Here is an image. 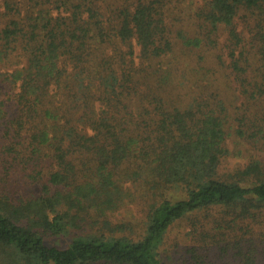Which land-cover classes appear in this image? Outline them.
Segmentation results:
<instances>
[{
	"label": "trees",
	"instance_id": "trees-1",
	"mask_svg": "<svg viewBox=\"0 0 264 264\" xmlns=\"http://www.w3.org/2000/svg\"><path fill=\"white\" fill-rule=\"evenodd\" d=\"M170 2L0 0V264H166L199 211L198 264H264V0Z\"/></svg>",
	"mask_w": 264,
	"mask_h": 264
},
{
	"label": "rangeland",
	"instance_id": "rangeland-1",
	"mask_svg": "<svg viewBox=\"0 0 264 264\" xmlns=\"http://www.w3.org/2000/svg\"><path fill=\"white\" fill-rule=\"evenodd\" d=\"M169 1H171L169 5L170 8H172L171 9L172 14H178L180 17L181 20L179 22L180 24L184 19L188 21L190 14H192L191 11L193 10V8H195L197 5L203 2V0H169ZM182 17H184V19ZM225 38H226L225 33H222L217 37L216 44L214 45L213 48H211L212 56L213 53L224 50L222 45ZM133 50L134 53L138 52V48L135 45L133 46ZM13 94L14 91H9L6 87L0 85V100L3 101V107L7 112V117L13 116L15 112V106L12 101ZM232 101L233 104H237L239 100L233 99ZM0 129H1V125H0ZM259 158L264 163V151L259 153ZM236 162L237 163L243 162V159L240 157L230 156L221 164V169L223 171L224 169H228V168L232 169V167ZM35 188L36 187H34L33 190L36 191ZM29 190L33 191L32 189L26 187L24 188V190L23 189L18 190L17 194L19 192H28ZM143 209H144L143 203L139 199L135 198L134 201L132 202L129 201L125 202L121 206V208H119L117 211L108 213V219L112 221L125 222L127 225L125 232L128 235H130L132 238H136L137 237L136 235H138V233L140 232L144 221ZM213 214H214L213 211H199L196 212L195 215L186 216L184 219L175 221L168 228L163 238V243L158 251L159 258L166 264H198L195 257L197 255L203 256V254L201 253V248L198 247L199 243H196L193 240V238L189 235V232L192 229L191 223L194 221L191 218L200 217L202 223H204V219H206V223L210 224L209 219L210 216H212ZM67 241L68 238H60L59 243L66 244ZM206 254H208L209 257L208 259L213 261L212 264H218V262H221V259H219V256H217L218 253L214 249L212 250L210 249V251L206 252ZM98 264H103V263H98Z\"/></svg>",
	"mask_w": 264,
	"mask_h": 264
}]
</instances>
